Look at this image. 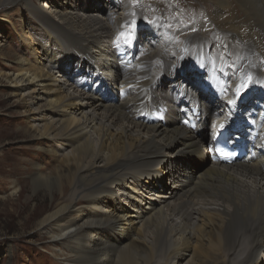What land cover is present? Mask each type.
<instances>
[{
	"label": "bare ground",
	"instance_id": "obj_1",
	"mask_svg": "<svg viewBox=\"0 0 264 264\" xmlns=\"http://www.w3.org/2000/svg\"><path fill=\"white\" fill-rule=\"evenodd\" d=\"M19 13L40 28L0 84L58 163L27 174L54 264H264V0H0L11 39ZM233 120L257 135L223 166L206 141Z\"/></svg>",
	"mask_w": 264,
	"mask_h": 264
},
{
	"label": "rangeland",
	"instance_id": "obj_2",
	"mask_svg": "<svg viewBox=\"0 0 264 264\" xmlns=\"http://www.w3.org/2000/svg\"><path fill=\"white\" fill-rule=\"evenodd\" d=\"M185 4V12L190 13L189 15L193 18L197 11V5L195 6L194 3ZM13 23L17 30L21 29L24 32H20L19 37L14 36L15 39H11V34L15 33L14 30H9V26L0 21V43L9 39L6 47L0 50V68L3 65H13L14 58H26L30 61L31 57L24 54L25 46L22 37L27 34L31 27L35 30L40 28L31 22L30 16L27 14L19 13L13 18ZM9 33L11 34L9 35ZM37 39L41 42L40 49L49 46L51 50V46L44 43V37L37 36ZM10 51L14 54L12 60L6 58ZM7 92V84L1 83L0 264H54V260L44 253L43 247L46 245L44 244L46 241L40 240L34 229L35 223L30 222L31 216L36 211L49 205L51 198L46 191H39L33 195L31 183L27 178L36 166H42L45 168V173H51L56 169L58 163L53 159L47 160L46 155L38 152L40 143H36L31 135L25 131L26 118L24 110L20 107L17 99L9 96ZM52 144H49V146H52ZM49 146L47 147L49 148ZM30 197L32 198L31 201H29ZM37 249L41 252H38Z\"/></svg>",
	"mask_w": 264,
	"mask_h": 264
}]
</instances>
